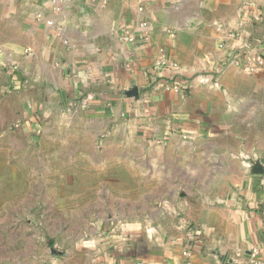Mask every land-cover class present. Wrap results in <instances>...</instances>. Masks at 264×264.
Masks as SVG:
<instances>
[{"label":"crops","instance_id":"1","mask_svg":"<svg viewBox=\"0 0 264 264\" xmlns=\"http://www.w3.org/2000/svg\"><path fill=\"white\" fill-rule=\"evenodd\" d=\"M245 46L264 57V0H72L61 12L52 0H0V68L28 86L45 123L65 117L69 128L82 120L95 140L128 131V147L187 137L204 149L177 157L191 166L169 202L148 196L145 171L133 175L142 179L135 199L128 171L126 197L110 193V208H99L110 211L108 229L69 237L57 257L264 264V66L249 72L244 57L231 64ZM173 83L190 89L176 93ZM134 89L138 96H128ZM88 158L105 166L115 159ZM105 166L98 174H108ZM189 226L199 238L190 252Z\"/></svg>","mask_w":264,"mask_h":264},{"label":"rangeland","instance_id":"2","mask_svg":"<svg viewBox=\"0 0 264 264\" xmlns=\"http://www.w3.org/2000/svg\"><path fill=\"white\" fill-rule=\"evenodd\" d=\"M6 72L0 68V264H68L57 257L60 248L70 247L71 236L108 229L110 211L99 208L104 203L110 208V193L115 200L126 197L128 171L136 177L130 181L135 199L142 179L133 175L145 171L148 196H160L165 203L177 184L180 190L186 186L191 165L177 163V157L204 154L201 144L187 137L128 147L124 142L133 138L128 131H106L95 140L94 132L82 129V120L69 128L65 117L45 123L25 95L28 86L11 83ZM106 140L110 147H104ZM94 154L115 159L98 165L88 161ZM122 156L134 159L122 163L117 159ZM99 166L108 174H98ZM78 220L88 222L78 229Z\"/></svg>","mask_w":264,"mask_h":264},{"label":"built area","instance_id":"3","mask_svg":"<svg viewBox=\"0 0 264 264\" xmlns=\"http://www.w3.org/2000/svg\"><path fill=\"white\" fill-rule=\"evenodd\" d=\"M54 5L56 6V10L57 11H63V9L70 5L72 0H52ZM145 26V24L143 25ZM134 38L131 39V41H133ZM221 48H223L224 46L221 45ZM243 48V47H242ZM253 53V49L249 48L248 46H245L244 49H242L241 51L237 52L234 57L231 60V64H235L237 66H240V61L241 59L247 58V62H245V68L249 71V72H254L256 70L257 67H263L264 66V57L260 54H256L255 55H251ZM173 89L176 93H181L184 91H188L190 89V86L186 83V84H177V83H173ZM188 231H189V237H188V243H187V247L189 248L187 251L190 252L191 249L194 247V244L197 242L199 238L198 236V230L195 229L193 226H189L188 227Z\"/></svg>","mask_w":264,"mask_h":264},{"label":"water","instance_id":"4","mask_svg":"<svg viewBox=\"0 0 264 264\" xmlns=\"http://www.w3.org/2000/svg\"><path fill=\"white\" fill-rule=\"evenodd\" d=\"M128 96H130V97H136V96H138V90L137 89H134V90H132V91H130L129 93H128Z\"/></svg>","mask_w":264,"mask_h":264}]
</instances>
